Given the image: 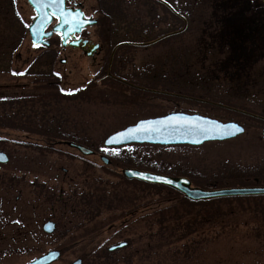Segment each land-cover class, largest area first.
I'll list each match as a JSON object with an SVG mask.
<instances>
[{"label": "rangeland", "instance_id": "1", "mask_svg": "<svg viewBox=\"0 0 264 264\" xmlns=\"http://www.w3.org/2000/svg\"><path fill=\"white\" fill-rule=\"evenodd\" d=\"M172 1L177 7L187 8L188 11H185L189 17L188 29L152 45L134 48L124 62L122 69L124 75L128 76L132 72L138 76L146 74L149 80L152 76L151 83L159 90L181 95H207L214 102L218 101L228 106L236 104V101L244 102V106L237 105L264 113V7H261L264 5L263 0H217L215 8H212V4L215 5L214 0ZM13 2L14 9L8 18H5V11L0 13V98L9 99L5 105L0 106H5L6 112L23 108L24 100L17 98L26 97L20 93L22 90L27 92L28 89L24 87L38 86L32 76L27 78L11 76L14 54L25 53L29 48L28 35L25 37L27 33L25 25L32 15L26 0ZM143 6L137 3L134 7L131 4V10H142ZM153 7L159 18L160 13L157 10L161 8L154 4ZM212 10L213 12L216 10V16L215 13L212 14ZM141 16L140 26L135 25L140 27L137 28L139 34L145 29L149 30V27L154 32L151 37L156 36L155 32L159 34L171 29L161 20L158 21L159 19L151 20L144 11ZM101 18L103 21L102 16ZM217 19L220 22L218 24ZM110 31L116 33L118 30L111 25ZM214 31L217 33L216 37L221 40L217 39L215 45L204 43L202 37L209 38L213 36ZM128 32L124 34L122 31V36L117 33L115 35L117 38L120 36L126 38L129 36ZM54 54H47L44 60L40 61L38 67L44 71L45 80L44 85L40 84L44 87L39 92L33 90L37 91L35 92L37 94L44 92L42 96L47 93L57 96L55 103L48 108L51 113L46 117H53L55 121L65 123L66 125H63L65 132L74 133L77 137H86L87 134L90 137L88 142L93 148L100 149L104 148L103 141L109 134L132 125L141 118L163 115L171 111L199 112L222 122L236 121L244 127V133L224 141H209L199 146L129 144L106 149L111 154L131 156L135 162L144 160L150 164L149 166L169 171L171 174L192 175L193 182L209 187L217 185L218 181L224 185L232 181L241 182L239 180L241 178L245 181L259 178L260 182L264 183V140L261 138L264 122L248 116L238 117L237 114L222 107L200 105L181 97L139 94L135 90L127 89H122L124 92L115 95L114 91L105 86L110 85L109 82L93 81L94 75L100 71L98 67L92 65L90 59L83 57L77 63L72 62L75 52L70 50L61 55ZM60 58L67 60L62 63ZM218 60L220 64L214 66L213 63ZM34 69H38L35 64L28 72L32 73ZM140 80L141 78L137 77V81L134 82L141 84ZM236 81L240 82L241 89L238 88L236 93L227 91L226 86L236 85ZM16 86L19 88H15ZM206 90L211 93L205 92ZM29 94L28 96H33L32 92ZM82 95L85 96L84 99H81ZM44 110H46L44 107L37 106L36 117L44 115ZM0 136L15 140L5 141L3 146L6 151L12 148L25 149L10 142L35 143L41 147L54 143L46 144L37 135H28L16 129H0ZM54 149L69 155L78 154L75 149L65 144H56ZM28 152L31 159L28 172L30 182L32 180L38 182L41 179L47 181L44 185L39 184L38 191L36 186H29L28 208L23 218L20 211L24 223L17 227L15 235L6 237L7 241L0 244V264H25L54 246L57 240L63 246V253L55 264H70L81 255L83 264H125L126 256L133 257L129 264H264V235L246 236L253 229L254 222L243 223L248 218V214L243 210H237L233 216L236 221L234 223H237L236 227L210 224L204 225L206 228L204 230L203 226L196 230L194 226L189 228L177 226L183 229L173 232L168 245V248L176 252L172 251L170 254L157 252L156 255H149L147 244L149 246L159 244L154 236L161 224L152 223L151 226L143 219L139 223L135 222L142 215L152 214L175 203V196L166 197L163 192L150 194L148 197L150 203L138 207L135 214L133 212L130 214L129 211L122 216L119 207L115 206L112 209L101 208L94 217V220L100 222L101 228L86 234V225H89L92 219L90 214L81 212L85 207L79 203L81 196L92 192H89L91 189L71 170H77L75 165L79 166V162L64 154L48 152L40 154L33 150ZM89 158L97 165L93 176L111 183L119 182L118 177L104 172L99 167L101 161L98 156ZM55 165L71 171L60 183L59 180H53L54 174L50 166ZM245 176L250 178L247 179ZM50 185L56 189V196L62 190L63 200L66 201L64 207L57 206L53 211L45 196ZM110 197V193L106 195V198ZM11 213H15L14 207ZM46 220H53L57 225L53 235L45 236L42 232V225ZM125 224L129 226L126 227L129 246L113 252L110 256L105 255L103 250L106 251L109 246L121 240L115 239L112 235ZM185 229L191 232L187 234ZM60 231L62 235L59 236ZM167 234L164 230L163 235ZM100 248L102 249L98 253L103 255L98 257L96 251ZM140 249L141 253H138L137 250Z\"/></svg>", "mask_w": 264, "mask_h": 264}, {"label": "flooded vegetation", "instance_id": "2", "mask_svg": "<svg viewBox=\"0 0 264 264\" xmlns=\"http://www.w3.org/2000/svg\"><path fill=\"white\" fill-rule=\"evenodd\" d=\"M163 2L169 4L170 7ZM137 3H139L140 6L141 4L144 5V8L142 10L138 9V11L131 10V4L135 7ZM153 4L156 7L159 6V8H161L157 10L160 13L158 16L159 18H157L156 9H154ZM13 5V0H0V13H4L5 11V18H8L10 13L13 12ZM65 6L75 15H78L77 13L81 12L83 13V17L85 19L94 20L95 23L93 25L83 27L79 33L75 32L73 35L70 34L69 38L64 42V45L62 43V32L55 31L48 37L43 38V41L41 40L38 44L33 43L28 33H24L25 37L28 35L29 48H27L25 53L18 52L14 54L11 63V76L16 78H27L32 76L33 81H35V84H38L39 87H28L27 85L24 89H28L29 91L27 90L25 93V90H22L20 92L21 94H24L27 98L32 97L33 99L36 97H43L44 95L42 96V94L44 92L42 94H37L35 93L37 91L33 90L36 89L39 92L44 87L41 86V84L44 85L45 81L44 71L38 67V65L41 64L40 61L44 60V57L47 54L53 55L55 53L54 55H56L58 53V55H61L63 53H67V50H70L75 52V56L72 57V62L75 61L77 63L82 60L83 57L90 59L92 65L94 67H98L100 71V73H96L94 75L93 81L109 82L110 85L105 86H107L111 91H114L115 95L119 94V92H124L122 89L135 90L139 94L147 93L150 95H157V89L152 88V76L150 77V80L146 74L138 76L132 72V74L126 76L122 72L125 65L124 62L128 56H130L132 51H134V48L138 46V44L150 43L174 30L176 31L181 29L184 25H186L185 30L183 31L185 32L188 29L189 23V17L187 16L188 12L185 11L187 10L186 7H177L173 4L172 0H92V2H88V0H66ZM261 7H264V5ZM30 9L32 11V15L29 17V23L35 16V11L31 7ZM153 10L155 11L153 12ZM142 11H144V14L148 18H151V20L154 18L157 20L159 19L158 21L161 20L165 25H169L171 29L159 34H156L155 32L156 36L151 37L154 32H152L151 27L148 26L149 30L145 29L139 34L137 28L140 29V27L135 25L140 26ZM212 14L216 16L217 12L214 11ZM101 16L103 17V21ZM57 22L58 19L55 17L52 24L45 29V32L51 31L52 26ZM216 23H220L218 19L216 20ZM111 25L114 28H117V34L121 35L122 31L126 34V31H129V36L127 35L126 38L124 36V38H121V35L120 38H117L115 35L116 33L110 31ZM75 28V25L72 26V29ZM213 34L214 37H202L204 43L215 45L216 40L220 38L216 37V31H214ZM104 35H106V37ZM167 38L170 37H166L164 39ZM222 59L220 58V60ZM66 60V58H60V61L66 62ZM220 60L213 63V65L218 66V64H220ZM34 64L38 69H34L32 73L28 72L29 68L34 66ZM137 77L141 78V84L134 82L137 81ZM15 88H19V86H16ZM238 88L241 89L238 85L226 86L227 91L234 93L238 91ZM31 92V95L33 96H28ZM205 92L211 93V91L208 90ZM189 95L190 94H187V97L189 98L186 97V100L193 101L196 104L216 103L207 95L200 94L193 97ZM217 98L218 97L216 96V99ZM29 101L32 102L35 100H28V103ZM217 103L220 102L217 101ZM258 115L259 117L255 119L264 122V113L262 112ZM47 119L51 122L46 123V118L44 117L41 119V121L46 123V125L41 129L45 133L47 132V134H36L33 132L24 133L28 135H37L39 139H47L49 137L48 139L56 141L58 138L57 133L60 132V125L58 127L56 124L60 123L55 121L53 117ZM51 145L53 146L54 144L51 143ZM28 151V149H9L8 151H5L7 161L5 163H0V244L7 241L6 237L15 235L18 231L17 227L24 223L22 218L24 217L23 215L26 208H28L29 186H36V184L44 185L47 181V179L46 181L45 179H41L38 180V182L37 180H32V182H30L28 172L31 159ZM74 160L78 161L81 166H83V162H86L84 161V158H77ZM59 167L60 166L58 165L50 166V169L52 170V174H54L53 180H59L60 183L66 179L67 174L71 173V171H69L68 168ZM71 170L75 176L78 177L76 170ZM254 181L257 182L259 180L258 178H254ZM52 185L48 187L51 192L49 203L51 211L55 210L57 206L64 207L66 203V201L63 200L64 197L62 196V190H60L58 196H56V189L53 188ZM13 207L15 213H11L13 211ZM20 211L22 218L20 217ZM56 227L57 225L55 223L53 232H56Z\"/></svg>", "mask_w": 264, "mask_h": 264}, {"label": "trees", "instance_id": "3", "mask_svg": "<svg viewBox=\"0 0 264 264\" xmlns=\"http://www.w3.org/2000/svg\"><path fill=\"white\" fill-rule=\"evenodd\" d=\"M216 2L214 0V4H212L213 7H216ZM57 95V94H56ZM85 96H81V99H84ZM12 98H10L11 100ZM14 99V98H13ZM17 99H23L24 104L22 105L23 108H19L18 111H8L5 110V106H0V129L5 130H22L27 132H33L36 134H47L44 131H42V127L46 125V123L51 122L46 118V116L51 113V110H48V108L52 107L51 104L55 103V100L57 99V96L53 94L47 93L41 98H32V97H20ZM40 100V102L37 101H29L28 100ZM9 99L7 98H0V104L5 105ZM62 99H60L61 101ZM237 104L243 105L244 102L240 103L239 101H236V104H231L232 106L239 107ZM37 106L44 107V115L41 117H36L37 115ZM244 106V105H243ZM27 107V108H26ZM242 109H246L245 107H239ZM27 109V110H26ZM249 110V109H246ZM228 111V110H227ZM231 113H235L232 111H229ZM237 116H242L241 114L235 113ZM46 118L45 122L41 121L42 118ZM60 124H56L58 127L60 125V132L57 133V137L65 140H71L73 142H78L87 146H90L93 148V145L89 143V139L83 136H78L71 132H65L63 130L64 123L62 121H57ZM85 140H83V139ZM6 140L4 138L0 137V146L1 149L5 150L6 148L3 146L5 144ZM20 147H25L29 150L38 151L40 154L42 152H48V153H57L59 155H63L62 151L60 150H51L46 147L38 146L37 144L32 143H20ZM5 148V149H4ZM95 150H100L101 152L105 153L111 160V167L104 166L103 164L99 165V167L106 173L118 177L119 179L117 183H111L108 181H103L101 178H97L94 175V170L96 168V163H89V162H83V166L81 165H75L76 166V172H77V178H81L83 184H85L86 187L90 188L92 192L88 195L81 196L80 205H83L85 209H81V212L87 213L91 215L92 221L88 223L89 225H86L85 233L89 234L93 231H95L98 228H101L100 222L97 220H94L95 215L99 213L101 208L104 209H112L113 206L119 207L118 209H121L122 216H124L127 212L137 209L138 207H144L145 205H148L149 200L148 197L151 196L150 194L154 193H164V196L170 197L175 196V203L167 206L165 208H161L159 211L152 212V214L149 215H142L141 218L139 217L136 223L141 222V220H146L150 223L152 226V223H160L159 230L157 234H155V241H159V244L156 246H147L149 247V255L154 254L156 255L157 252L160 253H171L172 251H175L171 248H168L169 245V238L172 236L173 232H176L177 230L183 229L180 227H192L197 230L201 226H203V230L206 229L204 225H210V224H220L221 226L226 225L236 227L237 223L234 219V214L237 212V210H243L245 213L248 214V218L244 220L243 223H250L254 222V227L251 231H249V234L246 235L248 237H260L264 235V196H249V197H232V198H219L214 200H208V201H199V202H193L190 200H187L184 196L181 195V193L166 187L162 185H155V184H148L144 182H140L137 180H127L125 179L119 172L118 169L126 167V166H134L137 168L142 169H148V170H154L161 173H167L171 174V172L166 170H161L159 168L151 167L149 166L148 162L142 160L139 162H135L131 156H124V155H115L109 153L107 150H103L102 148H94ZM38 155V154H37ZM70 158L73 160V157L70 156ZM89 164V166H88ZM80 168V169H79ZM82 172V174H81ZM174 175H184L192 180H194L189 174H174ZM245 175H248L245 173ZM253 176V175H252ZM245 178L249 179V176H245ZM259 179V178H258ZM241 182H229L228 184L224 185L221 183V181H218L219 183L215 185L214 187H224V186H234V185H252L254 184L253 180L250 179L248 181H245V179L241 178L239 179ZM260 181V179H259ZM199 185H202L199 182H196ZM94 185V188H93ZM205 186V185H203ZM36 190H39V185L36 184ZM93 188V189H92ZM88 191V190H87ZM106 193H110L111 197L106 198ZM46 201L47 203H50V197L51 192L48 189L46 194ZM163 196V194H161ZM37 198L40 199V196L37 195ZM151 198V197H150ZM87 208V209H86ZM96 208V210H95ZM89 209V210H88ZM219 214V215H218ZM99 215V214H98ZM156 218H158L156 220ZM125 223L127 222L126 220ZM180 226V227H177ZM126 227H129L127 224L120 227L121 229H117V231L114 232L113 237L115 239L121 238L126 239ZM167 231V235H163V231ZM186 231V229H185ZM238 231V230H237ZM242 231V229H241ZM191 232V231H190ZM187 229L186 233H190ZM58 235H62V232L60 231ZM129 241V240H128ZM54 246L56 248H59L60 250H63V246L61 243L58 242V240L54 243ZM102 248L98 249L96 251V255L98 257H101L103 253H98L101 251ZM145 251H147L145 247ZM104 254L107 256H110L113 253L104 251ZM137 252L141 253V249L137 250ZM176 252V251H175ZM147 254V253H145ZM106 256V257H107ZM135 256V255H134ZM82 257V255H81ZM83 258V257H82ZM133 257L126 256L124 257L125 264H129V262L132 260Z\"/></svg>", "mask_w": 264, "mask_h": 264}, {"label": "water", "instance_id": "4", "mask_svg": "<svg viewBox=\"0 0 264 264\" xmlns=\"http://www.w3.org/2000/svg\"><path fill=\"white\" fill-rule=\"evenodd\" d=\"M27 2L36 11V17L29 26V33L34 43H39L42 37L48 35L44 34L43 31L51 22L53 16H57L59 18V24L54 27V30L62 32L63 45L66 39L69 38L70 34L73 35L75 32H79L83 26L93 23V21L80 19L78 22V28L70 31L69 27L71 21H73V17H70V15L66 13V9L64 7L65 0H27ZM184 28L185 26L180 31ZM180 31L167 35L176 34ZM167 35L162 36L157 40H160ZM157 40H154L153 42H156ZM239 112L246 114L244 111ZM243 132L244 128L237 122H221L217 119L199 114L170 112L161 116L139 119L136 123L128 125L127 127L108 135L103 144L106 147L121 146L130 143L153 145H200L207 141H222L233 138ZM66 145L75 148L82 155L94 154L92 149L80 144L67 142ZM100 160L105 165L110 164V160L105 155H100ZM6 161L7 156L5 153L0 151V162ZM121 173L129 180L136 179L150 184L170 187L179 191L186 198L192 201L221 197L264 195V186H236L217 189H202L199 187H193L188 178L181 176H170L130 167L121 169ZM54 228L55 224L52 221H47L43 225V230L46 233H52ZM126 245L127 242H120L110 246L109 250L112 251ZM59 257L60 251L57 249H51L29 261L27 264H51ZM81 263V259H76L71 264Z\"/></svg>", "mask_w": 264, "mask_h": 264}]
</instances>
